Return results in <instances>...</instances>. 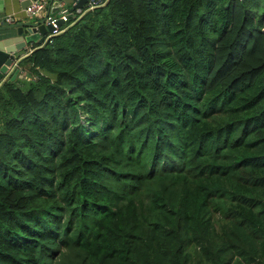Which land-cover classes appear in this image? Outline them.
Returning a JSON list of instances; mask_svg holds the SVG:
<instances>
[{"label": "trees", "instance_id": "trees-1", "mask_svg": "<svg viewBox=\"0 0 264 264\" xmlns=\"http://www.w3.org/2000/svg\"><path fill=\"white\" fill-rule=\"evenodd\" d=\"M78 16L0 85V264H264V0Z\"/></svg>", "mask_w": 264, "mask_h": 264}, {"label": "water", "instance_id": "water-1", "mask_svg": "<svg viewBox=\"0 0 264 264\" xmlns=\"http://www.w3.org/2000/svg\"><path fill=\"white\" fill-rule=\"evenodd\" d=\"M31 1L23 0V4L27 5ZM60 1L62 0H48L44 13L39 16H31L28 20L7 22L3 19L1 21V29H14V33L0 39V85L5 81L10 82L16 77L20 70L19 63L22 58L30 54L36 46L44 45L53 35L62 31L47 35L54 28L52 23L48 21L47 16L50 12L58 9V3ZM86 2L87 0H74L70 8L73 10L78 7H83ZM89 9L86 8L83 13ZM58 24H61L60 19L58 20ZM33 43H37V45L30 51L21 53Z\"/></svg>", "mask_w": 264, "mask_h": 264}, {"label": "built area", "instance_id": "built-area-1", "mask_svg": "<svg viewBox=\"0 0 264 264\" xmlns=\"http://www.w3.org/2000/svg\"><path fill=\"white\" fill-rule=\"evenodd\" d=\"M48 0H32L29 4L26 5L25 11L28 13V15L31 16H39L42 13H44L46 9V4ZM100 4V0H87L86 6L84 7H78L75 10L77 13H79V16L83 13V11L86 8H92L96 5ZM71 8L64 5L62 1L58 3V9L54 12H50L47 16V19L50 23L53 25V30L49 31L47 35H51L52 33H57L63 29V24H65L66 21H68L69 16L71 15L72 11ZM78 16V17H79ZM7 22H13L15 19L12 17V15H7L4 18ZM61 20V24H58V20ZM262 29L264 30V22L262 24ZM29 48V49H28ZM27 52L30 51L33 47H28Z\"/></svg>", "mask_w": 264, "mask_h": 264}, {"label": "crops", "instance_id": "crops-1", "mask_svg": "<svg viewBox=\"0 0 264 264\" xmlns=\"http://www.w3.org/2000/svg\"><path fill=\"white\" fill-rule=\"evenodd\" d=\"M73 2L74 0H62V3H64V5L68 6L69 8ZM25 7L26 5L23 4V0H0V23L7 15H12L15 21L28 20L29 18H31V15H28V13L25 11ZM13 33L14 29L5 30L0 28V39ZM36 44L37 43H33L28 47H34ZM28 49L23 50L21 53L23 54L27 52ZM23 74V71L19 70V73L16 75L15 78L21 77Z\"/></svg>", "mask_w": 264, "mask_h": 264}, {"label": "rangeland", "instance_id": "rangeland-1", "mask_svg": "<svg viewBox=\"0 0 264 264\" xmlns=\"http://www.w3.org/2000/svg\"><path fill=\"white\" fill-rule=\"evenodd\" d=\"M21 76V75H20ZM26 76H24V74L20 77V78H25Z\"/></svg>", "mask_w": 264, "mask_h": 264}]
</instances>
